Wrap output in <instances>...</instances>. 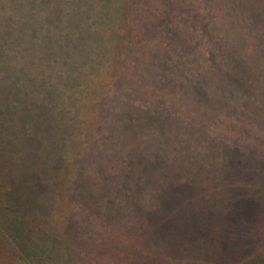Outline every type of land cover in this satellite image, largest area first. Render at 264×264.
Instances as JSON below:
<instances>
[{
	"label": "trees",
	"instance_id": "1",
	"mask_svg": "<svg viewBox=\"0 0 264 264\" xmlns=\"http://www.w3.org/2000/svg\"><path fill=\"white\" fill-rule=\"evenodd\" d=\"M0 264H264V0H0Z\"/></svg>",
	"mask_w": 264,
	"mask_h": 264
},
{
	"label": "rangeland",
	"instance_id": "2",
	"mask_svg": "<svg viewBox=\"0 0 264 264\" xmlns=\"http://www.w3.org/2000/svg\"><path fill=\"white\" fill-rule=\"evenodd\" d=\"M218 8V13L220 14V15H226L225 13H224V9L222 8V7H217Z\"/></svg>",
	"mask_w": 264,
	"mask_h": 264
}]
</instances>
